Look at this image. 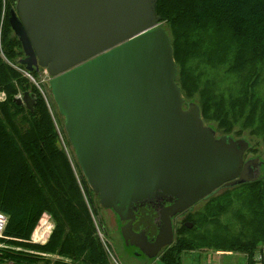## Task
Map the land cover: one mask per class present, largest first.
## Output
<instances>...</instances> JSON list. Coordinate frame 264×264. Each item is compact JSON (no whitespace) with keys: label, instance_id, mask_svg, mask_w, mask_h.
<instances>
[{"label":"water","instance_id":"obj_1","mask_svg":"<svg viewBox=\"0 0 264 264\" xmlns=\"http://www.w3.org/2000/svg\"><path fill=\"white\" fill-rule=\"evenodd\" d=\"M157 1L17 0L9 17L25 54L20 63L50 75L89 187L126 221V244L150 259L172 244L174 215L220 188L258 181L261 165L244 159L248 141L217 136L197 103L185 107ZM15 101L34 109L33 94ZM145 205L158 214L153 241L133 229Z\"/></svg>","mask_w":264,"mask_h":264},{"label":"trees","instance_id":"obj_2","mask_svg":"<svg viewBox=\"0 0 264 264\" xmlns=\"http://www.w3.org/2000/svg\"><path fill=\"white\" fill-rule=\"evenodd\" d=\"M15 3L0 0V92L5 94L0 101V212L8 219L4 242L16 246L2 250V257L50 262L40 257L44 253L60 256L53 264H110L92 216L90 187L61 144L56 126L61 121L23 72L22 44L9 22ZM156 12L172 39L184 97L198 92L204 120L218 122L226 135L243 124L264 138V101L257 95L264 65V0H158ZM224 65L227 74L243 76L238 92L226 96L202 69ZM26 92L33 94V110L15 101ZM227 188L226 201L208 205L193 228L182 227L156 264H182L181 254L198 248L252 255L264 244V178ZM44 213L55 227L46 244L32 243ZM224 213L233 215L237 228L220 222Z\"/></svg>","mask_w":264,"mask_h":264},{"label":"rangeland","instance_id":"obj_3","mask_svg":"<svg viewBox=\"0 0 264 264\" xmlns=\"http://www.w3.org/2000/svg\"><path fill=\"white\" fill-rule=\"evenodd\" d=\"M17 1V0H16ZM13 9H16V3L13 6ZM161 26L166 28V25L161 22ZM25 58V54L23 51V54L21 56L20 61ZM19 59V58H18ZM205 73L204 78H210L215 80L218 89L221 91V93L230 94V93H237L239 90V87L243 83V76L239 74H227L226 70L227 67L224 65V67L220 68H202ZM261 77L259 78V84L257 87V95L260 99L264 101V65L262 68ZM25 71H28L25 67ZM33 71H36V75L33 76L30 71H28L31 75L29 78L31 82L36 86V88L39 90L43 98L45 99L46 103L50 108H52L57 121H61L58 125L57 123V129L62 134V141L61 144L63 148H65V152L71 161L73 165V159H76L74 149L71 146V143L67 137L65 128H64V118L60 115L58 111V107L56 103L53 100V96L51 93V89L49 86V80L50 75L48 72H46L45 69L42 68H34ZM27 73V72H26ZM178 73V72H177ZM25 74V73H24ZM27 76V74H26ZM178 77V76H177ZM183 95V93H182ZM5 97V94L0 92V101L3 100ZM184 97V95H183ZM185 107L187 106L188 102H193L199 104V93L195 92L193 98H185ZM188 99V100H187ZM59 114V115H58ZM203 117V116H202ZM204 119V118H203ZM205 123L209 126H211L215 131L217 136H221L226 134L223 132L222 129H219L218 122L216 121H206ZM237 132L232 131L229 133L234 138H243L246 141L249 142V148L244 154V159H251V158H258L261 165L258 168V174L261 178H264V138L258 135H254L251 133V128L248 127L243 128V124L241 125L239 129V125L236 126L235 129ZM65 143V144H64ZM74 167V165H73ZM81 170V169H80ZM226 189L228 188H220L218 189L213 195L202 199L201 201L194 204L188 211L185 213L182 217L178 216L175 218V221L173 222V240L172 244H175L177 239L180 237L179 233L181 232L182 227L187 228H193L196 218L199 217V215L206 213L207 206L213 205L218 200H224L226 201ZM91 190V188H90ZM91 200H92V206L91 208L94 210L95 214H92L94 223L96 226V230L98 233H101V236L105 240L106 244L109 246V248L114 252L116 262L118 264H156V260L160 258L164 250L167 248H164L156 258L150 259L145 256H138L136 253V250H134L132 247L127 245L123 239V236L121 234V227L124 225V221H122L118 214L110 208L102 207L99 203V198L96 196L93 191L91 190ZM149 209L143 210V214L138 220V223L136 224L137 229L141 228H150L152 234H155L156 226V215L153 213L152 209L153 207H148ZM154 210V209H153ZM185 222H191L192 227H188L185 225ZM220 222L226 226V224H231L233 228H237V221L233 217L231 213H224L220 216ZM212 231H216V225L215 224H208L207 226ZM35 231V229H34ZM33 231V233H34ZM32 233V235H33ZM98 233V235H99ZM32 235L31 240L32 242ZM7 238L4 236L0 238V249L6 250L10 247L15 248L16 246H12L7 244L6 241ZM49 240V239H48ZM36 243V242H32ZM47 243V242H46ZM44 243V244H46ZM41 244L42 243H36ZM171 244V245H172ZM261 245V244H260ZM259 245V246H260ZM5 246V247H4ZM3 247V248H2ZM258 248V247H257ZM256 248V249H257ZM255 249V250H256ZM254 250V251H255ZM254 253V252H253ZM182 264H252L253 263V255H248L246 253H240L238 251L235 252H226V251H217L214 248H198L196 250L191 251H184L182 254ZM44 259H49L50 262L46 261H39L40 263H52L55 258L54 256H40ZM110 264H117L113 260Z\"/></svg>","mask_w":264,"mask_h":264},{"label":"built area","instance_id":"obj_4","mask_svg":"<svg viewBox=\"0 0 264 264\" xmlns=\"http://www.w3.org/2000/svg\"><path fill=\"white\" fill-rule=\"evenodd\" d=\"M23 72L25 73V75L27 74V77H29V78L32 76L28 71H23ZM46 72H47V70H46ZM18 96H21V95H18ZM59 134H60V140L62 141V134H61L60 131H59ZM7 221H8L7 216L5 214H3L2 212H0V238L4 237V230L6 228ZM54 227H55V225H54V220H53L52 216L50 214H48V213H44L43 216L41 217L40 221L36 225L35 231H34V233L32 235V240L34 242H36V243H42V244L46 243L48 241V239H49ZM38 229H42V233L40 234V236L35 238V233H36V231ZM98 233H99V229H98ZM99 237H100V239H101V241H102V243H103V245H104V247L106 249V253L108 255L110 263L113 260L115 263L118 264V262H116V258H115L114 252H112V250L106 244L105 240L101 236V233H99ZM2 254H3V252L0 249V264H53V262L52 263H40V262H35V263H26L25 262V263H23V262H17L15 260H12V259H9V258H3ZM41 254L43 256H48V257L54 256V258H59L60 257V256H57V255H52V254L51 255L44 254V253H41ZM252 255H253V263L252 264H264V244H261L260 246H258V248L254 251V253Z\"/></svg>","mask_w":264,"mask_h":264},{"label":"flooded vegetation","instance_id":"obj_5","mask_svg":"<svg viewBox=\"0 0 264 264\" xmlns=\"http://www.w3.org/2000/svg\"><path fill=\"white\" fill-rule=\"evenodd\" d=\"M215 193V192H214ZM213 195V194H212ZM205 199V198H204ZM201 201V200H200ZM199 202V201H198ZM161 204H163V205H169V202H167L166 200H163V201H161ZM196 204V203H195ZM149 206H147V205H145V206H142V207H140L139 208V210L137 211V213H136V220H135V222L133 223V229H134V231L135 232H140L141 230H145L146 231V235H147V238H148V241H153L154 240V237L156 236V234H157V232H158V223H159V220H157V221H155V226H156V231H155V234H152V232H151V230H150V228H141V229H137L136 227V224L138 223V219H139V217H138V213H139V211L141 210V209H149L148 208ZM151 207V206H150ZM152 208V207H151ZM189 210V209H188ZM188 210H186V211H184V212H180V213H178V214H176V215H174L173 217H172V224H173V222L175 221V218L176 217H178V216H180V217H182L185 213H187V211ZM152 211H153V213L156 215V218H157V216H158V214L156 213V211H155V209L153 210L152 209ZM155 218V219H156ZM125 223H126V221H124ZM124 223V224H125ZM186 223H188V222H185V225H186ZM173 226V225H172ZM126 243V242H125ZM130 247H132L134 250H136V253H137V255L138 256H145V254H143L142 252H141V250L139 249V248H137V247H135V246H132V245H129ZM146 257V256H145Z\"/></svg>","mask_w":264,"mask_h":264},{"label":"bare ground","instance_id":"obj_6","mask_svg":"<svg viewBox=\"0 0 264 264\" xmlns=\"http://www.w3.org/2000/svg\"><path fill=\"white\" fill-rule=\"evenodd\" d=\"M42 233V229H38L35 233V238H37L38 236H40V234Z\"/></svg>","mask_w":264,"mask_h":264}]
</instances>
